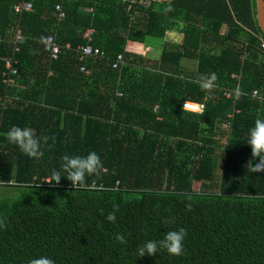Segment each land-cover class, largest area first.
<instances>
[{
    "label": "trees",
    "instance_id": "obj_1",
    "mask_svg": "<svg viewBox=\"0 0 264 264\" xmlns=\"http://www.w3.org/2000/svg\"><path fill=\"white\" fill-rule=\"evenodd\" d=\"M20 1L0 0V264L37 255L56 264H264V171L246 143L264 119V101L252 96L264 90L256 0H28L33 9L21 15ZM91 27L106 56L83 62ZM49 36L61 47L56 60ZM153 39L165 40L157 60L145 46ZM119 54L125 65L113 69ZM10 57L17 75L7 87ZM211 72L215 86L201 89ZM184 102L204 111L186 112ZM12 125L49 137L41 157L7 141ZM89 151L102 167L83 187L43 182L63 155ZM181 227V255L139 256L144 241Z\"/></svg>",
    "mask_w": 264,
    "mask_h": 264
},
{
    "label": "clouds",
    "instance_id": "obj_2",
    "mask_svg": "<svg viewBox=\"0 0 264 264\" xmlns=\"http://www.w3.org/2000/svg\"><path fill=\"white\" fill-rule=\"evenodd\" d=\"M171 11V7L168 9ZM217 75L215 72L202 75L199 86L203 90H211L215 86ZM184 108L190 107L188 102H184ZM10 144L15 145L21 153L29 158H39L43 155L42 146L47 143V135L37 136L29 127L12 125L7 132L3 134ZM246 143L251 146L253 157L259 158L254 168L257 171H264V119H256L253 126L248 129ZM60 170H52L49 182L58 184L62 177L71 182L72 186L83 187L86 178L94 175L102 167L100 156L95 151H89L86 155H68L61 157ZM106 219L109 222L116 221L115 211L109 212ZM187 230L183 227L176 230H170L159 239H149L143 242L139 247V256H153L161 250L167 253L179 256L184 251V241ZM116 239L124 244L125 238L122 234H117ZM27 264H56L55 260L47 255H37L30 257Z\"/></svg>",
    "mask_w": 264,
    "mask_h": 264
},
{
    "label": "built area",
    "instance_id": "obj_3",
    "mask_svg": "<svg viewBox=\"0 0 264 264\" xmlns=\"http://www.w3.org/2000/svg\"><path fill=\"white\" fill-rule=\"evenodd\" d=\"M32 9H33L32 5H31V3H29L28 0H21L20 3L15 7V11L19 14H22L24 12H30V11H32ZM57 10L60 12L62 11V8L60 5H57ZM64 17H65L64 13H61L60 18H64ZM95 33H96L95 29L89 28L84 34V39L87 41V45L81 46L78 48L80 60L83 62H85L86 60H88L91 57L103 58L106 56L104 51H102L101 49L94 47L92 45ZM23 40H24V36H23L21 30H18L15 37H14V40L12 41V44L14 46V53L17 54V52L19 51V44L22 43ZM1 41L2 40L0 39V42ZM43 43L46 46V50L51 53V57L53 59H58L59 55L61 53V47L56 42V39L52 36H49L43 40ZM261 48H262V53L264 54V41H262V43H261ZM17 63L18 62H17V59L15 57L7 58L5 61L6 71L3 74V79H4V83L7 85V87L16 83V80L14 77L17 75V69H16ZM124 65H125V57L123 54H119L117 56V58L113 61V69H120ZM80 70H81V72L87 73V71L85 70V66H82ZM239 93H240L239 89L236 90V94H239ZM225 96L230 98L231 97V91L226 90ZM252 96L255 98H261L264 101V90H263L262 95L258 90H255L253 92ZM188 104L190 105V107H188V108L183 107V109L186 112H192V113L200 114L204 111L205 106L203 104H197V103H192V102H188ZM49 180H50V178H47V179H44L43 182H46L47 184H51V182H49Z\"/></svg>",
    "mask_w": 264,
    "mask_h": 264
},
{
    "label": "crops",
    "instance_id": "obj_4",
    "mask_svg": "<svg viewBox=\"0 0 264 264\" xmlns=\"http://www.w3.org/2000/svg\"><path fill=\"white\" fill-rule=\"evenodd\" d=\"M62 1V0H61ZM18 5V4H17ZM16 5V6H17ZM62 8V7H61ZM56 10H57V7H56ZM58 11V10H57ZM90 11H92V10H90ZM16 12V11H15ZM59 13H60V15H61V13H64L63 11H58ZM17 13V12H16ZM17 14H19V13H17ZM21 15V14H20ZM64 16H65V13H64ZM65 18V17H64ZM61 19H63V18H61ZM92 28V27H91ZM89 29V28H88ZM87 29V30H88ZM94 29V28H93ZM18 30H21L20 29V26L18 25V27H17V30H16V33H17V31ZM86 30V31H87ZM85 31V32H86ZM22 32V31H21ZM85 34V33H84ZM16 35V34H15ZM95 36V35H94ZM174 38V37H173ZM154 40V39H153ZM93 43V42H92ZM164 44H165V40L164 39H155V41H149V42H146V44H145V46H146V48H147V52H148V55L150 56V58H149V60H151V58L153 59V60H157V59H159V57H160V55H161V53H162V50H163V46H164ZM51 54V53H50ZM53 59V58H52ZM56 60V59H55ZM194 66V64L193 63H190V66ZM185 67H187V68H189V66H187V65H185ZM194 68H196L195 66H194ZM191 69H193V68H191Z\"/></svg>",
    "mask_w": 264,
    "mask_h": 264
},
{
    "label": "water",
    "instance_id": "obj_5",
    "mask_svg": "<svg viewBox=\"0 0 264 264\" xmlns=\"http://www.w3.org/2000/svg\"><path fill=\"white\" fill-rule=\"evenodd\" d=\"M149 1L163 3V2H170L172 0H149ZM256 6H257V23L259 28L264 34V0H256Z\"/></svg>",
    "mask_w": 264,
    "mask_h": 264
},
{
    "label": "rangeland",
    "instance_id": "obj_6",
    "mask_svg": "<svg viewBox=\"0 0 264 264\" xmlns=\"http://www.w3.org/2000/svg\"><path fill=\"white\" fill-rule=\"evenodd\" d=\"M174 36H175V35H174ZM174 36H173V35H170V36L168 37L167 41L170 40V39L178 40V37H177L178 35H176L175 37H174ZM173 37H174V38H173ZM152 41H155V40H152ZM187 66H189V68H193V69H195L194 66H192V65L190 66V64H188ZM223 153H224V152L221 151V150L218 151V157H220V158L223 157ZM221 159H222V158H221ZM194 189H195V191H199V190H200V183H199V182H195V183H194ZM0 191H1V194H2V193H3V189H1ZM13 194H14V195H11V198H17V197H16V193L13 192ZM1 196H2V195H1Z\"/></svg>",
    "mask_w": 264,
    "mask_h": 264
}]
</instances>
